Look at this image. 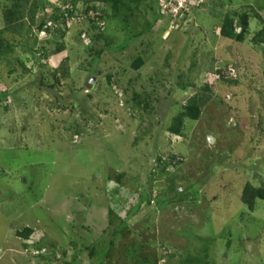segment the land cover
I'll list each match as a JSON object with an SVG mask.
<instances>
[{
    "label": "rangeland",
    "instance_id": "374dc122",
    "mask_svg": "<svg viewBox=\"0 0 264 264\" xmlns=\"http://www.w3.org/2000/svg\"><path fill=\"white\" fill-rule=\"evenodd\" d=\"M159 3L81 0L61 35L4 31L0 0V264H264V200L241 201L264 187V0H186L172 20ZM243 13L244 40L221 37ZM35 41L63 50L38 62Z\"/></svg>",
    "mask_w": 264,
    "mask_h": 264
},
{
    "label": "trees",
    "instance_id": "16d2710c",
    "mask_svg": "<svg viewBox=\"0 0 264 264\" xmlns=\"http://www.w3.org/2000/svg\"><path fill=\"white\" fill-rule=\"evenodd\" d=\"M10 5L7 9L3 11L2 18L4 22V31L12 32L15 34L20 33V29L28 22L29 25H35L37 32L41 33L45 31L46 33H61L63 32L61 27L66 29L67 22L69 20L77 19V7L76 3L81 0H60V5H53L54 9L48 16L42 15L38 20V15L40 12L44 11V0H7ZM103 3H111L113 7V15L117 14V6L122 0H99ZM138 0H135L137 2ZM156 1V0H155ZM157 6V5H156ZM96 12V9H90ZM88 11V10H87ZM86 11V12H87ZM96 19L100 17V13H96ZM162 17L161 14H159ZM255 18L260 19L258 14L254 15ZM250 16L246 13L239 15L238 21H234L233 16L226 14L222 20L220 26V35L223 38L235 40L241 42L244 40V36L248 29V20ZM27 20V21H25ZM59 25V27H57ZM239 27L240 31L236 32V28ZM52 30V31H51ZM62 35V33H61ZM251 42L255 45H262L264 47V23L260 30H258L251 38ZM2 47L0 41V48ZM10 46H5V50H9ZM63 50V45L58 44V46L51 51L39 45L37 42H33L30 45L29 52L34 56L38 62L41 58H47L51 55L60 53ZM49 52V53H48ZM36 54L38 58L36 57ZM47 54H50L47 56ZM68 60L67 58L62 59L59 65L53 69V76L55 79L57 76L63 78L68 73ZM141 66V60L137 59L133 64L134 69H138ZM219 73V72H218ZM210 99V93L208 87L199 89L194 95L189 97L183 106V110L173 119L172 124L168 128V131L174 135H180L181 129L184 124V118L190 120H198L203 107L208 103ZM264 200V187H253L250 184H245L241 193V201L252 210L256 200ZM33 230L29 227H24L22 230L16 232L17 236L26 240Z\"/></svg>",
    "mask_w": 264,
    "mask_h": 264
},
{
    "label": "built area",
    "instance_id": "2783aa9c",
    "mask_svg": "<svg viewBox=\"0 0 264 264\" xmlns=\"http://www.w3.org/2000/svg\"><path fill=\"white\" fill-rule=\"evenodd\" d=\"M162 14L169 16L171 19L183 14L186 9V0H158Z\"/></svg>",
    "mask_w": 264,
    "mask_h": 264
},
{
    "label": "water",
    "instance_id": "95a60500",
    "mask_svg": "<svg viewBox=\"0 0 264 264\" xmlns=\"http://www.w3.org/2000/svg\"><path fill=\"white\" fill-rule=\"evenodd\" d=\"M90 83H92V82H90ZM88 87L90 88L91 87V84H89ZM208 141H209V143H212V141H213L212 137H208Z\"/></svg>",
    "mask_w": 264,
    "mask_h": 264
},
{
    "label": "clouds",
    "instance_id": "9594fccd",
    "mask_svg": "<svg viewBox=\"0 0 264 264\" xmlns=\"http://www.w3.org/2000/svg\"><path fill=\"white\" fill-rule=\"evenodd\" d=\"M160 14L162 15V17H165V16H166L167 18L171 19L169 16H167V15H165V14H162V13H161V10H160ZM171 20H172V19H171Z\"/></svg>",
    "mask_w": 264,
    "mask_h": 264
}]
</instances>
